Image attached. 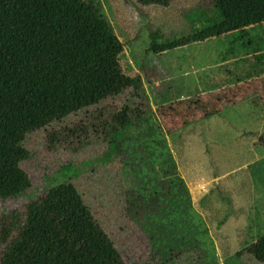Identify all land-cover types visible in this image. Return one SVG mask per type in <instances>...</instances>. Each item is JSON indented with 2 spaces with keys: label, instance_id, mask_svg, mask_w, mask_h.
I'll return each mask as SVG.
<instances>
[{
  "label": "rangeland",
  "instance_id": "obj_1",
  "mask_svg": "<svg viewBox=\"0 0 264 264\" xmlns=\"http://www.w3.org/2000/svg\"><path fill=\"white\" fill-rule=\"evenodd\" d=\"M84 1L99 4L110 23L120 73L140 78L150 121L123 139L119 157L102 156L109 140L91 137L89 115L53 136L33 134L22 166L30 194L73 184L120 264H258L246 250L264 233V68L255 74L251 56L220 63L229 47L242 49L238 33L203 40L192 31L196 14H211L208 0ZM152 34L161 39L152 44ZM249 34L264 41V25ZM26 205L0 203L3 225L20 220Z\"/></svg>",
  "mask_w": 264,
  "mask_h": 264
},
{
  "label": "trees",
  "instance_id": "obj_2",
  "mask_svg": "<svg viewBox=\"0 0 264 264\" xmlns=\"http://www.w3.org/2000/svg\"><path fill=\"white\" fill-rule=\"evenodd\" d=\"M172 1L141 3L165 7ZM208 1L211 14H196L192 24L198 27L192 31L203 40L238 33L242 49L229 47L220 63L251 56L255 74H262L264 41L249 33L264 25V0ZM151 39L154 44L161 36L152 34ZM121 53L99 4L0 0V203L27 199L20 220L6 226L0 220V244L9 240L0 264H120L114 243L79 190L63 182L35 199L22 166L33 134L49 130L53 136L63 122L81 116L97 122L91 124V137L109 140L102 156L119 157L124 138L144 133L150 109L140 78L121 75ZM176 188L169 195L177 194ZM125 203L129 212L134 204L129 198ZM246 253L264 264V233Z\"/></svg>",
  "mask_w": 264,
  "mask_h": 264
}]
</instances>
